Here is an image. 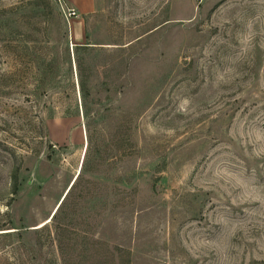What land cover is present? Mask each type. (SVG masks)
Here are the masks:
<instances>
[{
	"label": "rangeland",
	"instance_id": "obj_1",
	"mask_svg": "<svg viewBox=\"0 0 264 264\" xmlns=\"http://www.w3.org/2000/svg\"><path fill=\"white\" fill-rule=\"evenodd\" d=\"M64 1L0 0V264H264V0Z\"/></svg>",
	"mask_w": 264,
	"mask_h": 264
},
{
	"label": "crops",
	"instance_id": "obj_2",
	"mask_svg": "<svg viewBox=\"0 0 264 264\" xmlns=\"http://www.w3.org/2000/svg\"><path fill=\"white\" fill-rule=\"evenodd\" d=\"M78 6H86L87 4L89 5V0H77ZM82 3V4H81ZM68 4L70 7H74L73 1L68 0ZM89 13L92 12L90 9L88 10ZM82 13H85V11H82ZM82 17V16H81ZM81 19V18H80ZM74 20L73 22L70 23V29H69V35L70 39L72 40L73 44H81L82 41H84V28L85 25L83 21H79L78 19H72Z\"/></svg>",
	"mask_w": 264,
	"mask_h": 264
},
{
	"label": "built area",
	"instance_id": "obj_3",
	"mask_svg": "<svg viewBox=\"0 0 264 264\" xmlns=\"http://www.w3.org/2000/svg\"><path fill=\"white\" fill-rule=\"evenodd\" d=\"M59 4L61 5V8H62V12L65 16L66 19H70V18H78L79 15L78 13L76 12L75 9L73 8H69L65 1L64 0H58Z\"/></svg>",
	"mask_w": 264,
	"mask_h": 264
},
{
	"label": "water",
	"instance_id": "obj_4",
	"mask_svg": "<svg viewBox=\"0 0 264 264\" xmlns=\"http://www.w3.org/2000/svg\"><path fill=\"white\" fill-rule=\"evenodd\" d=\"M73 184V183H72Z\"/></svg>",
	"mask_w": 264,
	"mask_h": 264
}]
</instances>
